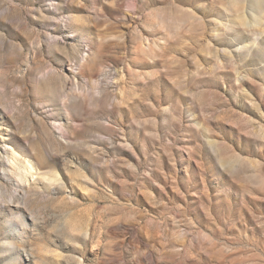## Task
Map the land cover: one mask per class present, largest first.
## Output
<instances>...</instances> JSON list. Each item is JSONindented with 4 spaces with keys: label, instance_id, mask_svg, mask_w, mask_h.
Segmentation results:
<instances>
[{
    "label": "rangeland",
    "instance_id": "rangeland-1",
    "mask_svg": "<svg viewBox=\"0 0 264 264\" xmlns=\"http://www.w3.org/2000/svg\"><path fill=\"white\" fill-rule=\"evenodd\" d=\"M0 264H264V0H0Z\"/></svg>",
    "mask_w": 264,
    "mask_h": 264
}]
</instances>
